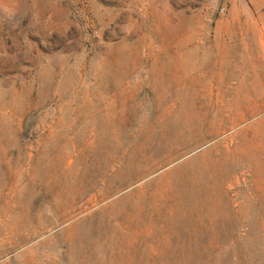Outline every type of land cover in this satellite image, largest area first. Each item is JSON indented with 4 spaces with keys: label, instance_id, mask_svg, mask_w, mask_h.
Wrapping results in <instances>:
<instances>
[{
    "label": "rangeland",
    "instance_id": "obj_1",
    "mask_svg": "<svg viewBox=\"0 0 264 264\" xmlns=\"http://www.w3.org/2000/svg\"><path fill=\"white\" fill-rule=\"evenodd\" d=\"M0 264H264V0H0Z\"/></svg>",
    "mask_w": 264,
    "mask_h": 264
},
{
    "label": "built area",
    "instance_id": "obj_2",
    "mask_svg": "<svg viewBox=\"0 0 264 264\" xmlns=\"http://www.w3.org/2000/svg\"><path fill=\"white\" fill-rule=\"evenodd\" d=\"M223 9H224L223 7H220L219 12H223Z\"/></svg>",
    "mask_w": 264,
    "mask_h": 264
}]
</instances>
